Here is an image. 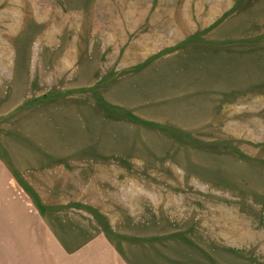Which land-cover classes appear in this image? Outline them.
I'll return each mask as SVG.
<instances>
[{
  "label": "rangeland",
  "instance_id": "rangeland-1",
  "mask_svg": "<svg viewBox=\"0 0 264 264\" xmlns=\"http://www.w3.org/2000/svg\"><path fill=\"white\" fill-rule=\"evenodd\" d=\"M0 264H264V0H0Z\"/></svg>",
  "mask_w": 264,
  "mask_h": 264
}]
</instances>
